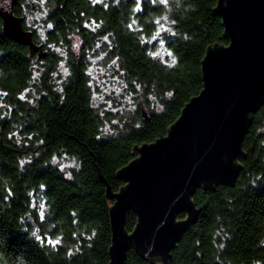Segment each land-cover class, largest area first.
Returning <instances> with one entry per match:
<instances>
[{"label": "trees", "instance_id": "16d2710c", "mask_svg": "<svg viewBox=\"0 0 264 264\" xmlns=\"http://www.w3.org/2000/svg\"><path fill=\"white\" fill-rule=\"evenodd\" d=\"M11 1L6 7L0 0V264H106L113 200L105 181L116 191L123 181L115 169L133 157L131 144L166 134L198 93L200 56L210 42L225 44L219 17L209 12L214 0H45L42 59L4 32L3 12L11 9L27 30L34 6L16 0L11 8ZM159 42L164 56L155 54ZM54 47L68 50L60 83L52 77ZM97 50L132 97L120 127L92 101L87 67ZM242 149L233 185L198 187L191 196L197 217L169 251L172 264H264V101ZM62 156L73 164L54 163ZM26 214L31 221L24 223ZM135 222L128 211L125 230ZM122 264L157 263L131 246Z\"/></svg>", "mask_w": 264, "mask_h": 264}, {"label": "water", "instance_id": "95a60500", "mask_svg": "<svg viewBox=\"0 0 264 264\" xmlns=\"http://www.w3.org/2000/svg\"><path fill=\"white\" fill-rule=\"evenodd\" d=\"M209 12L219 17L225 44L210 42L200 56L198 93L181 105L166 134L131 144L133 157L115 169L123 181L116 191L109 190L95 164L113 200L108 205L106 264H122L131 246L152 262L172 264L169 251L197 217L199 207L191 201L196 188L233 185L237 179L243 137L264 101V0H214ZM1 15L8 36L37 59L47 56L32 32L23 28L21 17L13 16L11 9ZM130 210L136 222L127 231L124 222ZM179 213L185 217L177 219ZM30 221L26 214L24 223Z\"/></svg>", "mask_w": 264, "mask_h": 264}, {"label": "rangeland", "instance_id": "374dc122", "mask_svg": "<svg viewBox=\"0 0 264 264\" xmlns=\"http://www.w3.org/2000/svg\"><path fill=\"white\" fill-rule=\"evenodd\" d=\"M34 2L33 8L26 13V25L29 30H34L40 41L45 39V31L49 29L50 24L46 20L45 0H32ZM10 0H1L3 6L9 5ZM161 28L157 30L158 36ZM76 50V42L71 45ZM65 47H54L52 51L56 54L57 63L56 69L53 72V79L60 83L67 75L66 53ZM68 51V50H67ZM162 42L155 51V54L164 56L167 54ZM106 53L100 50L96 51V55H89L87 73L90 79L92 89L93 104L99 108L103 113L107 111L110 113L109 123H114L117 127L122 126L121 120L126 112L131 113L133 110L132 97L130 93H126V85L119 76L115 65L109 61L105 55ZM38 66V65H37ZM36 75V74H35ZM109 125L107 124L106 127ZM54 163H57L62 169L71 166L72 160L66 156L55 158Z\"/></svg>", "mask_w": 264, "mask_h": 264}, {"label": "flooded vegetation", "instance_id": "af4514ba", "mask_svg": "<svg viewBox=\"0 0 264 264\" xmlns=\"http://www.w3.org/2000/svg\"><path fill=\"white\" fill-rule=\"evenodd\" d=\"M30 1V0H29ZM31 2H33L32 0H31ZM46 3V2H45ZM27 30H29V29H27ZM37 44H41V46H42V48H43V50H44V42L43 41H40V43H37ZM46 51H48V50H46Z\"/></svg>", "mask_w": 264, "mask_h": 264}]
</instances>
